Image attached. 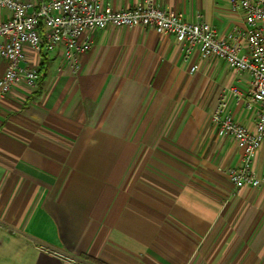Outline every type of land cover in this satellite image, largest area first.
Masks as SVG:
<instances>
[{"label": "crops", "instance_id": "crops-1", "mask_svg": "<svg viewBox=\"0 0 264 264\" xmlns=\"http://www.w3.org/2000/svg\"><path fill=\"white\" fill-rule=\"evenodd\" d=\"M230 1L156 4L228 38L246 28ZM9 15L0 8V23ZM90 39L78 72L62 48L26 45L43 77L0 99V264H264V186L233 195L219 169L240 166L243 152L211 121L226 99L255 131L254 113L228 94L250 78L152 28ZM6 69L0 57V79ZM252 167L264 176V143Z\"/></svg>", "mask_w": 264, "mask_h": 264}, {"label": "built area", "instance_id": "built-area-1", "mask_svg": "<svg viewBox=\"0 0 264 264\" xmlns=\"http://www.w3.org/2000/svg\"><path fill=\"white\" fill-rule=\"evenodd\" d=\"M230 2L233 10L244 16L246 28L236 36L222 38L209 23L190 22L181 14L162 9L156 0H140L133 8L119 11L104 5V0H0V8L10 14L0 23V57L7 61L0 79V99L15 87L25 84L35 89L40 82V67L26 65V45L37 52L62 48L64 65L78 72V56L92 48L90 36L96 31L140 27L174 35L190 48L197 47L201 60H223L239 76L250 78L247 91L232 86L228 94L236 105L254 113L255 131L235 119L226 99L218 104L211 121L243 152L240 166L219 169L229 176L233 195L244 187L262 188L264 176H258L252 164L264 143V0ZM84 34L87 36L81 39ZM198 69L199 64L191 72Z\"/></svg>", "mask_w": 264, "mask_h": 264}, {"label": "trees", "instance_id": "trees-1", "mask_svg": "<svg viewBox=\"0 0 264 264\" xmlns=\"http://www.w3.org/2000/svg\"><path fill=\"white\" fill-rule=\"evenodd\" d=\"M42 77H43V66L42 67H40V81H41V79H42ZM85 259H87V260H89V261H91V262H93V263H100L98 260H96V259H94V258H92V257H90V256H85Z\"/></svg>", "mask_w": 264, "mask_h": 264}]
</instances>
